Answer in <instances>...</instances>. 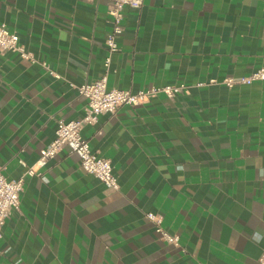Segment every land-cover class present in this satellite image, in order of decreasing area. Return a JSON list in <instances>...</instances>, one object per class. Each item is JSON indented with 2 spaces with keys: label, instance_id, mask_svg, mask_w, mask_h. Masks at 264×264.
Returning a JSON list of instances; mask_svg holds the SVG:
<instances>
[{
  "label": "crops",
  "instance_id": "obj_1",
  "mask_svg": "<svg viewBox=\"0 0 264 264\" xmlns=\"http://www.w3.org/2000/svg\"><path fill=\"white\" fill-rule=\"evenodd\" d=\"M108 3L0 0V23L33 59L0 52V165L24 179L3 225L0 264H259L264 80L223 79L263 63L264 0H142L125 8L106 67ZM105 73L108 87L189 88L82 126L91 151L110 159L118 189L85 172L66 147L39 174H25L57 120L84 114L85 98L68 82ZM147 211L162 215L178 245L158 237Z\"/></svg>",
  "mask_w": 264,
  "mask_h": 264
},
{
  "label": "built area",
  "instance_id": "obj_2",
  "mask_svg": "<svg viewBox=\"0 0 264 264\" xmlns=\"http://www.w3.org/2000/svg\"><path fill=\"white\" fill-rule=\"evenodd\" d=\"M142 0H109L107 14L111 27L105 35V47L108 52L104 59L107 67L110 61V54L118 49L116 36L123 30V17L125 8H140ZM13 50L20 56L30 58L29 54L18 42V35L10 30L7 25L0 23V52ZM263 63L254 69L250 74L234 79L225 77L224 84L231 86L234 83H248L252 80H264V52L262 54ZM42 66L50 73L58 76L45 62ZM215 79H209L207 83H213ZM205 82H198L202 85ZM69 86L75 88L78 94L85 98L84 114L76 119L57 120L53 139L40 150L39 158L35 165L26 167L24 173L28 175L39 174L37 167L44 164L46 160L53 157L58 150L63 147L68 148L78 157L79 166L87 173L98 178L103 184L112 189H118L115 175L112 173V165L109 158L99 156L92 152L89 142L81 134L84 124H92L97 120L99 114L104 112L115 113L116 109L123 104L136 106L149 101L159 95L168 99L173 98L177 93L188 90L189 85L183 82L177 84L150 85L136 90L115 88L107 86L106 73L91 81L79 84L68 82ZM21 163L22 160H21ZM3 166L0 165V238L3 235V225L13 210H17L20 203V192L23 188V176L18 178H8L3 173ZM144 216L153 222L158 237L170 244L178 245L179 236L171 233L162 227V215L152 211H147ZM259 264H264V248L259 257ZM204 264V263H201Z\"/></svg>",
  "mask_w": 264,
  "mask_h": 264
}]
</instances>
